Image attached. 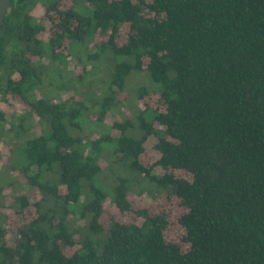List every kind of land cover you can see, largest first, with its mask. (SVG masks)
Listing matches in <instances>:
<instances>
[{"label": "trees", "instance_id": "trees-1", "mask_svg": "<svg viewBox=\"0 0 264 264\" xmlns=\"http://www.w3.org/2000/svg\"><path fill=\"white\" fill-rule=\"evenodd\" d=\"M74 54L105 76L55 96ZM4 137L0 264H264V0H11Z\"/></svg>", "mask_w": 264, "mask_h": 264}, {"label": "rangeland", "instance_id": "rangeland-1", "mask_svg": "<svg viewBox=\"0 0 264 264\" xmlns=\"http://www.w3.org/2000/svg\"><path fill=\"white\" fill-rule=\"evenodd\" d=\"M44 9L43 7H40L38 10L35 11V14L39 15V14H43ZM77 54V53H76ZM76 54H74L69 61L66 64V67L64 66L62 69H59L57 67H51L45 77V81H44V85L48 88V90H53V94L55 96H59V97H64L66 96V92L67 89L63 88V83H65L67 85V83L70 80H73V82L75 83L76 86L72 87L73 89V93H77L79 95H85L86 93L89 92H93L95 93V88L94 86H91L89 88L84 89V87H87L89 84H92V80L94 78H96V80H101V75L104 72V76L106 73V68L104 67H100V71H98L97 73L91 74V75H83V79H80L79 76L82 74V69H83V63L81 62H76ZM92 65L89 66V68H91ZM143 84H152L150 81L146 80L145 76H139V78L134 79L133 82V86H139V85H143ZM79 87V88H78ZM133 92V91H130ZM132 100L131 98L127 99L123 105L124 106H130V104H135L137 106L140 105V102L138 100V98L136 97V95L132 93ZM131 102V103H130ZM88 105H90V103H88ZM130 112V111H128ZM127 113V112H125ZM22 116L23 112L21 107H18L17 109V115ZM18 115V116H19ZM127 116H119L120 120H124ZM12 121L18 122V118H14L12 119ZM27 130L26 133L24 135L23 139H27L30 137H33L35 135H38L41 131V125L39 124V121L36 117H32L29 119H26V122L24 121ZM94 130H96V133L101 134L102 133V126H97ZM110 133L112 135L115 136H119L120 133H115L114 131H108L104 128L103 130V134H107ZM136 133V132H135ZM132 134V133H131ZM138 134V133H136ZM3 143L2 141H0V152L5 153L8 149H4L5 145L10 144V140L8 137H4L3 138ZM0 168H3V161H0ZM135 175V174H134ZM138 189H142L144 188V192L146 194V196H148V198L152 199L153 198V194H157V192H153V194H151V189L153 188V184L149 183L148 180L143 181V186L142 187H137ZM20 191L26 193L28 196H30V199L32 200V202H34L35 200H38L41 197V194L39 192V190L37 189V187H29L28 185H25L24 183H22L21 187L19 188ZM159 195H156V197ZM163 197V196H162ZM35 207H33L32 205L29 207V209H27L25 211V215H29L31 216L32 214H36L35 211ZM22 216L18 215L15 217L14 220H16V223H14V228L11 230L12 235L10 234V240H14L15 238V232L18 231L19 226L21 225L22 221Z\"/></svg>", "mask_w": 264, "mask_h": 264}, {"label": "water", "instance_id": "water-1", "mask_svg": "<svg viewBox=\"0 0 264 264\" xmlns=\"http://www.w3.org/2000/svg\"><path fill=\"white\" fill-rule=\"evenodd\" d=\"M11 0H0V30L10 7Z\"/></svg>", "mask_w": 264, "mask_h": 264}]
</instances>
